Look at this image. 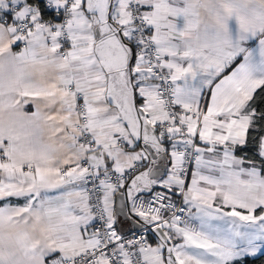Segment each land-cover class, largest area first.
Segmentation results:
<instances>
[{"label":"snow or ice","instance_id":"obj_1","mask_svg":"<svg viewBox=\"0 0 264 264\" xmlns=\"http://www.w3.org/2000/svg\"><path fill=\"white\" fill-rule=\"evenodd\" d=\"M0 264H264V0H0Z\"/></svg>","mask_w":264,"mask_h":264}]
</instances>
